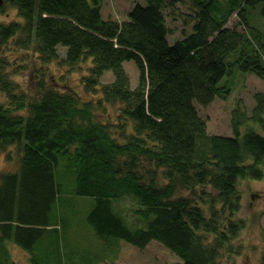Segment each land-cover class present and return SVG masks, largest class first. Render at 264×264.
I'll return each instance as SVG.
<instances>
[{
    "label": "trees",
    "instance_id": "1",
    "mask_svg": "<svg viewBox=\"0 0 264 264\" xmlns=\"http://www.w3.org/2000/svg\"><path fill=\"white\" fill-rule=\"evenodd\" d=\"M144 1L122 22L103 17L104 0L0 6L17 10L0 22L2 51L48 64L62 48L60 62H88L84 84L100 91L99 107H119L115 121H101L94 104L49 85L43 73L30 96L0 54V154L18 156L15 170L0 173V264L11 263L7 242L32 264H63L68 202L82 196L95 201L87 221L106 245L157 241L178 264H219L224 249L237 254L233 241L245 226L239 183L264 179V91L250 111L233 110L232 135L210 133L197 105L229 98L236 72L264 81V24L249 21L256 10L264 20V0ZM184 1L192 32L171 43L168 17ZM128 62L138 68L135 87ZM122 199L134 204L132 223L115 207Z\"/></svg>",
    "mask_w": 264,
    "mask_h": 264
},
{
    "label": "rangeland",
    "instance_id": "2",
    "mask_svg": "<svg viewBox=\"0 0 264 264\" xmlns=\"http://www.w3.org/2000/svg\"><path fill=\"white\" fill-rule=\"evenodd\" d=\"M138 3L145 4V1L104 0L103 17L125 21L130 9ZM192 10L190 2L184 1L179 5L175 16L168 17L171 43L192 32L194 22ZM16 14L17 10L9 7L0 13V22H10L12 18L16 17ZM259 17V11L256 10L252 14L250 13L249 21L254 25L261 26L264 24V20L262 21ZM237 18L238 16L234 13L229 18L228 25L233 26L237 22ZM0 54L8 63H12L9 68L11 77L20 82L22 89L30 96L35 94L43 73V78L49 85L60 90L67 88L70 92L79 94L80 99L84 102L88 101L94 104L99 120L115 121L119 107L104 102L99 107L98 103L102 96L100 91L88 90L84 84L83 78L88 74L86 69L88 62H82L77 66L60 62L65 56V51L62 48L59 50V61L48 64H43L32 57L33 54L25 53L20 49L7 51L0 49ZM126 69L132 79V86L135 87L138 83V68L133 62H128ZM110 73L106 74L107 80L113 76V73ZM235 75V79L232 77L233 91L229 98H216L206 107L197 105L201 116L207 121L210 133L232 135L233 110L241 105L246 108L247 112L250 111L255 103L254 94L264 91V81L255 74L236 72ZM11 153L13 154L11 160L5 154H0V173L16 169L18 156L14 149ZM239 187L242 192V205L237 217L244 219L245 222L237 239L233 241L234 248L239 247V250L237 254H233L224 249L219 264H262L261 257L264 253V179H243L240 181ZM67 188L69 190L70 186ZM70 195L66 194L62 198H71ZM68 205L71 207V219L69 220V236L63 264H178L180 262L174 254L157 241H153L144 249L132 246L122 240L106 245L104 238L101 239L87 221V215L95 205L94 199L86 196L73 198L72 202L69 200ZM115 207L126 217L128 222L134 221L132 217L134 204L129 199L119 200L115 203ZM7 246L9 248L7 256L11 257V263L32 264L28 252L19 245L7 242ZM2 251V247H0V255H2Z\"/></svg>",
    "mask_w": 264,
    "mask_h": 264
},
{
    "label": "water",
    "instance_id": "3",
    "mask_svg": "<svg viewBox=\"0 0 264 264\" xmlns=\"http://www.w3.org/2000/svg\"><path fill=\"white\" fill-rule=\"evenodd\" d=\"M5 0H0V6L4 4Z\"/></svg>",
    "mask_w": 264,
    "mask_h": 264
}]
</instances>
